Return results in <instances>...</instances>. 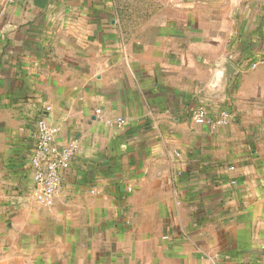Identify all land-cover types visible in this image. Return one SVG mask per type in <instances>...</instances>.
<instances>
[{"label":"crops","instance_id":"obj_1","mask_svg":"<svg viewBox=\"0 0 264 264\" xmlns=\"http://www.w3.org/2000/svg\"><path fill=\"white\" fill-rule=\"evenodd\" d=\"M0 264H264V0H0Z\"/></svg>","mask_w":264,"mask_h":264},{"label":"built area","instance_id":"obj_2","mask_svg":"<svg viewBox=\"0 0 264 264\" xmlns=\"http://www.w3.org/2000/svg\"><path fill=\"white\" fill-rule=\"evenodd\" d=\"M11 1V0H9ZM258 61L251 62L249 68H254ZM45 110H49L45 107ZM194 123H209L216 127L226 124L229 114L223 112L220 118L209 116L203 104L196 105L191 111ZM122 118L117 123H123ZM59 129L52 125L44 114L35 120L34 145L29 156V166L32 170L33 194L36 201L42 205H50L52 198L61 187V171L69 164L77 148L76 141L63 144L58 140Z\"/></svg>","mask_w":264,"mask_h":264},{"label":"water","instance_id":"obj_3","mask_svg":"<svg viewBox=\"0 0 264 264\" xmlns=\"http://www.w3.org/2000/svg\"><path fill=\"white\" fill-rule=\"evenodd\" d=\"M220 69H221V73L218 77V82H219L218 91L220 92L219 93L220 96L223 97L230 85L231 76L236 75L237 71L228 61H224L220 65Z\"/></svg>","mask_w":264,"mask_h":264}]
</instances>
